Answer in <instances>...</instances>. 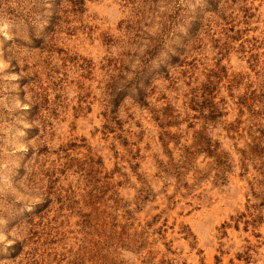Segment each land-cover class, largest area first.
Returning <instances> with one entry per match:
<instances>
[{"label": "rangeland", "instance_id": "rangeland-1", "mask_svg": "<svg viewBox=\"0 0 264 264\" xmlns=\"http://www.w3.org/2000/svg\"><path fill=\"white\" fill-rule=\"evenodd\" d=\"M0 264H264V0H0Z\"/></svg>", "mask_w": 264, "mask_h": 264}]
</instances>
